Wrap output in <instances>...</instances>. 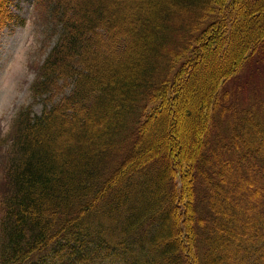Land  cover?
I'll use <instances>...</instances> for the list:
<instances>
[{
    "label": "trees",
    "instance_id": "obj_1",
    "mask_svg": "<svg viewBox=\"0 0 264 264\" xmlns=\"http://www.w3.org/2000/svg\"><path fill=\"white\" fill-rule=\"evenodd\" d=\"M44 1L0 264H264V0Z\"/></svg>",
    "mask_w": 264,
    "mask_h": 264
},
{
    "label": "rangeland",
    "instance_id": "obj_2",
    "mask_svg": "<svg viewBox=\"0 0 264 264\" xmlns=\"http://www.w3.org/2000/svg\"><path fill=\"white\" fill-rule=\"evenodd\" d=\"M16 0L11 8L20 14L22 23L13 22L2 29L0 36V199L3 194V169L10 159L14 128L19 112L29 106L40 113L45 101L33 91L40 65L56 43L62 27L47 9L48 1ZM0 9L5 10L3 7ZM264 80L262 73L250 80ZM188 121L183 123L187 128ZM99 212L94 221L100 220ZM2 211L0 207V221ZM1 242V231H0ZM79 247V246H78ZM80 248V247H79ZM71 255V254H70ZM77 257L74 256V258ZM30 264V263H28ZM35 264V263H34ZM102 264H120L114 260Z\"/></svg>",
    "mask_w": 264,
    "mask_h": 264
}]
</instances>
